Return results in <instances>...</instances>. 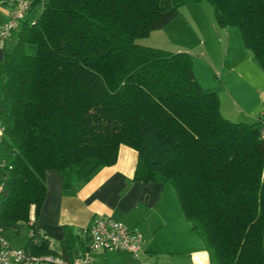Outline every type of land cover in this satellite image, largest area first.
<instances>
[{"label":"trees","instance_id":"16d2710c","mask_svg":"<svg viewBox=\"0 0 264 264\" xmlns=\"http://www.w3.org/2000/svg\"><path fill=\"white\" fill-rule=\"evenodd\" d=\"M203 0H31L0 62V230H33L47 171L84 179L137 153L132 181L171 186L209 264H264V117L224 118L187 53L136 44ZM264 72V0H206ZM27 15V16H28ZM59 250L38 234L31 257L73 264L88 239L65 227ZM41 264H56L54 262Z\"/></svg>","mask_w":264,"mask_h":264},{"label":"crops","instance_id":"0c3cea01","mask_svg":"<svg viewBox=\"0 0 264 264\" xmlns=\"http://www.w3.org/2000/svg\"><path fill=\"white\" fill-rule=\"evenodd\" d=\"M9 13L10 7L0 2V29L8 20ZM176 20H180V26L190 21L175 19L173 22ZM173 22L161 30H166ZM207 26H209L207 45L214 47L215 43L221 50L224 41L223 47L226 53L229 41L227 31H219L215 27V21ZM15 42V33L12 32L4 43H0V62L4 53L9 52ZM242 48L245 47L242 45ZM235 49L238 51L237 54L241 55L240 61L236 60L234 65L226 70L228 65L223 59L221 67L217 68L221 73L226 74L224 76L226 83L220 90L221 94L233 106L235 103H232L229 89L235 91L236 87L229 75L236 73V70L239 71V66L245 65L246 62L242 60L243 49ZM240 62L242 64H239ZM251 72L252 76L257 78L258 75L252 69ZM236 78L241 79L242 76ZM261 89H264V83L260 84L256 93L258 94ZM226 92L229 93L228 96ZM260 93L264 94L259 92V98L256 96V99L247 102L239 110L253 121L255 118L256 121L261 118L264 110ZM219 95L218 93L220 101ZM136 162L137 153L122 146L119 148L115 165L101 169L90 180L84 179L91 167L89 162L84 163L75 172L47 171L44 176L45 199L35 226L42 230L50 247L57 251L64 239L65 227L71 229L74 235L80 236L82 229L88 228L93 221L103 217L118 221L125 227L135 229L142 234L138 261H134L124 252L105 251L92 254V264H209L208 254L199 238L191 231L189 223L183 218L179 203L174 205L165 201L168 185L160 182L144 184L132 181Z\"/></svg>","mask_w":264,"mask_h":264},{"label":"rangeland","instance_id":"374dc122","mask_svg":"<svg viewBox=\"0 0 264 264\" xmlns=\"http://www.w3.org/2000/svg\"><path fill=\"white\" fill-rule=\"evenodd\" d=\"M200 3L182 6L179 9V15L175 19L190 20V24L188 23L184 24V26H180V20L173 22L174 19L171 21L173 24L168 26L169 28H166V30L152 32V34H150L151 36L137 40L136 44L145 47L158 48L173 53H187L192 61L195 79L201 86L202 90L205 93H214L217 96L218 93L220 94L219 105H221V115L233 123L253 124L256 122V118L253 121L252 119L245 117V115L239 110H241L247 102L256 99V96L259 98V92H264V89H261L258 91V94L256 93V89L260 87L261 83H264V72H262L252 61L250 52L245 48H242L243 42L240 33L235 28H219L215 26L219 31H227L229 35L226 53L223 47L224 41L221 50L215 43L214 47L207 45V33L209 32V26L207 25L213 23L215 20L211 5L206 0H203ZM41 11V4L33 6L28 15V23H33L40 16ZM191 12H193L192 15ZM199 25H201V27ZM13 47L10 51H12ZM235 48L243 49L244 55L242 56V60L246 62H243L245 65L239 66V71L236 70V73L229 75V77L233 79L236 87L235 91L229 89L232 103L234 102L236 104L233 106L229 104L223 94H221L220 90L226 83L224 77L226 74L221 73L217 68L221 67L223 59L226 60L225 64L228 65L226 66V70L229 66L234 65L236 60L240 61L239 58H241V55L239 53V55L237 54L238 51H236ZM230 57H233V59ZM239 64L242 63L240 62ZM251 69L258 75L257 78L252 76L253 73L251 72ZM237 76H242V78L237 79ZM229 93L226 92L227 96ZM262 95L264 94H261L260 97H262ZM260 128L262 129L264 126L260 125ZM165 193V201L174 203V205L178 204L177 197L171 186L166 187ZM4 236L13 248H23L28 241V233L26 230H21L18 235H15L12 232H7Z\"/></svg>","mask_w":264,"mask_h":264},{"label":"built area","instance_id":"2783aa9c","mask_svg":"<svg viewBox=\"0 0 264 264\" xmlns=\"http://www.w3.org/2000/svg\"><path fill=\"white\" fill-rule=\"evenodd\" d=\"M1 3L10 7L8 20L0 29V43H4L17 29L30 10L31 0H0ZM262 107H264V95L261 97ZM264 117V110H262ZM3 131L0 128V138ZM264 135V131H262ZM1 190V187H0ZM42 230L34 227L30 230L28 236L42 234ZM0 230V264H41L42 262H54L61 264L60 260L52 258H35L29 256L22 248H13ZM88 239V252L76 258L73 264H92L95 252L117 251L128 254L134 261H138L140 246L142 243V234L135 229H129L118 221L108 217L96 219L83 231Z\"/></svg>","mask_w":264,"mask_h":264}]
</instances>
